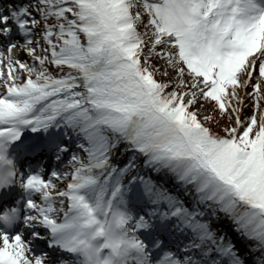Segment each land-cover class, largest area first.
<instances>
[{
    "label": "snow or ice",
    "instance_id": "obj_1",
    "mask_svg": "<svg viewBox=\"0 0 264 264\" xmlns=\"http://www.w3.org/2000/svg\"><path fill=\"white\" fill-rule=\"evenodd\" d=\"M0 264H264V0H0Z\"/></svg>",
    "mask_w": 264,
    "mask_h": 264
}]
</instances>
